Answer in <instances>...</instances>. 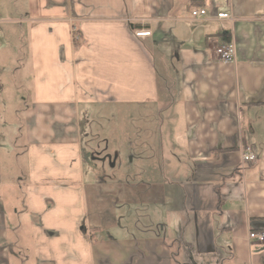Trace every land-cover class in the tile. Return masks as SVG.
I'll list each match as a JSON object with an SVG mask.
<instances>
[{
    "label": "crops",
    "instance_id": "crops-1",
    "mask_svg": "<svg viewBox=\"0 0 264 264\" xmlns=\"http://www.w3.org/2000/svg\"><path fill=\"white\" fill-rule=\"evenodd\" d=\"M110 104L160 118L137 175L95 164ZM262 229L264 0H0V264H264Z\"/></svg>",
    "mask_w": 264,
    "mask_h": 264
},
{
    "label": "rangeland",
    "instance_id": "rangeland-1",
    "mask_svg": "<svg viewBox=\"0 0 264 264\" xmlns=\"http://www.w3.org/2000/svg\"><path fill=\"white\" fill-rule=\"evenodd\" d=\"M97 111L99 108H93L88 118L87 141L91 139L92 145L95 143L97 151L104 158L95 163L102 172L114 177L121 175L122 171L137 175L141 172L137 158H144L146 166H149L153 157H162L161 150L156 147L162 137L158 138L162 135V128L158 136L155 129L160 120L158 116L145 115L135 105L110 104L102 113L97 115ZM92 145L90 142L85 143L87 151L93 148ZM134 156L136 158L132 160ZM111 158L113 163L110 162Z\"/></svg>",
    "mask_w": 264,
    "mask_h": 264
},
{
    "label": "built area",
    "instance_id": "built-area-1",
    "mask_svg": "<svg viewBox=\"0 0 264 264\" xmlns=\"http://www.w3.org/2000/svg\"><path fill=\"white\" fill-rule=\"evenodd\" d=\"M191 16L195 19H202L208 16L207 7H193L191 9ZM218 19H230L232 18L231 13L220 11L216 14ZM136 35L139 37H146L151 35V31L148 29L136 30ZM215 53L221 62L229 63L233 62L236 58V47L233 42H223L215 48ZM242 157L244 161H255L259 158V155L252 148L248 147L243 151ZM251 238L260 244H264V229L251 233Z\"/></svg>",
    "mask_w": 264,
    "mask_h": 264
}]
</instances>
